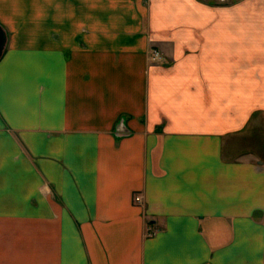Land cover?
<instances>
[{
  "label": "crops",
  "instance_id": "obj_1",
  "mask_svg": "<svg viewBox=\"0 0 264 264\" xmlns=\"http://www.w3.org/2000/svg\"><path fill=\"white\" fill-rule=\"evenodd\" d=\"M94 3L0 0V264H264L262 41L199 0Z\"/></svg>",
  "mask_w": 264,
  "mask_h": 264
},
{
  "label": "rangeland",
  "instance_id": "obj_2",
  "mask_svg": "<svg viewBox=\"0 0 264 264\" xmlns=\"http://www.w3.org/2000/svg\"><path fill=\"white\" fill-rule=\"evenodd\" d=\"M199 1L207 3L216 10H220V11L224 10L225 12H228L230 17V27L232 29V32H238L239 29L245 30L246 37L248 39V44L250 40H254V39L262 41V46L257 48L256 53L254 46L248 45L247 60L248 62H264V0H199ZM94 2L95 0H87L86 10L88 12L93 13L98 10L100 12V10L102 9L101 7L97 6ZM86 21H87V26H86L87 28L93 27V23L95 21L93 15L88 16ZM20 22L22 23V25L20 26V29H18L20 30V33L17 35L19 39L16 38V40L18 41L17 43H20L21 45L26 43L29 44L30 38H28L27 34L21 33L22 30L23 31L26 30V28H24L25 26H23L25 20H21ZM1 28L4 37V49H7L11 45V42L13 41L15 35H13V30H11L10 28L6 29L3 26H1ZM89 32L91 31L88 30V35ZM37 41L40 42L39 44L46 46L45 39L44 40L38 39ZM155 51L156 50L154 49L150 51L149 60L151 62L159 63L158 61L153 60V55H154L153 53ZM260 122L264 123V116L262 117ZM262 138H264L263 130H262L261 139ZM263 143H261L259 146H256L254 149L256 150V153L260 154V156H262L264 159V145L261 146ZM137 197L140 196H136L135 199ZM141 203H142V198H141Z\"/></svg>",
  "mask_w": 264,
  "mask_h": 264
},
{
  "label": "built area",
  "instance_id": "obj_3",
  "mask_svg": "<svg viewBox=\"0 0 264 264\" xmlns=\"http://www.w3.org/2000/svg\"><path fill=\"white\" fill-rule=\"evenodd\" d=\"M153 54H154L153 55V60L154 61H158V62H163L164 61L163 56L160 54V52L155 51ZM134 201L136 203H140L141 204V197H137L136 199H134Z\"/></svg>",
  "mask_w": 264,
  "mask_h": 264
},
{
  "label": "water",
  "instance_id": "obj_4",
  "mask_svg": "<svg viewBox=\"0 0 264 264\" xmlns=\"http://www.w3.org/2000/svg\"><path fill=\"white\" fill-rule=\"evenodd\" d=\"M4 37H3V32H2V28L0 26V59L4 54Z\"/></svg>",
  "mask_w": 264,
  "mask_h": 264
}]
</instances>
